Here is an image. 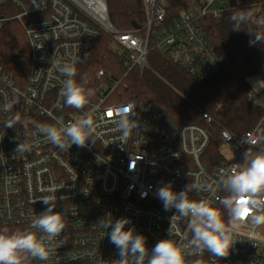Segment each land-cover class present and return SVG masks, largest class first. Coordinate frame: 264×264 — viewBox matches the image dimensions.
Segmentation results:
<instances>
[{"label":"built area","instance_id":"built-area-1","mask_svg":"<svg viewBox=\"0 0 264 264\" xmlns=\"http://www.w3.org/2000/svg\"><path fill=\"white\" fill-rule=\"evenodd\" d=\"M8 1L0 0V5ZM142 1L144 27L122 31L110 20L107 0H13L19 10L13 19L26 34L31 68L22 88L0 70V229H29L32 218L47 207L39 199L51 195L47 189L53 187L58 190L54 211L66 216L65 230L46 241L51 249L49 259H29L30 264H117L118 249L109 240L111 229L104 225L121 217L131 221L126 229L135 227L146 237L149 250L162 239L179 241L187 220L173 218L174 231L169 237L175 209L164 210L157 189L171 182L173 190L179 192L198 183L202 189L189 192V198L215 200L224 195L221 191L213 195L210 188L220 170L237 163L247 148L263 146L264 100L259 103L258 97L251 100L263 108L259 122L242 135L220 131L222 145L232 151L233 158L212 170L202 162L211 141L205 127L165 124L163 115L151 105L115 102L113 92L120 80L111 78L104 69L95 74L99 89L88 106L77 110L64 104L60 92L67 77L52 67V62L60 60L78 70L83 58L86 65L91 41L100 33L122 49L118 54L127 73L149 67L150 41L154 49L199 80H207L218 71L223 58L209 41L201 20L221 19L230 0H194L171 22H167V0ZM5 22L0 18V32ZM8 103L12 108L4 111ZM128 104L135 106L133 119L139 126L123 140L108 112ZM92 107L97 125L94 144L89 141L85 147L72 145L62 150L38 131L42 124L74 121ZM17 114L20 123L5 127ZM202 117L207 124L212 123L208 114L202 113ZM22 142L29 150L16 151ZM259 231L264 233V228ZM253 243L257 242L240 237L226 257L204 260L203 253H197L186 260L264 264V242Z\"/></svg>","mask_w":264,"mask_h":264},{"label":"clouds","instance_id":"clouds-1","mask_svg":"<svg viewBox=\"0 0 264 264\" xmlns=\"http://www.w3.org/2000/svg\"><path fill=\"white\" fill-rule=\"evenodd\" d=\"M228 19L234 31L246 30L242 25L249 24L264 30V17H258L250 8L233 11ZM249 33L252 36L250 43L264 45V31ZM52 67L67 77L60 92L64 104L77 110L88 106L95 92L86 87L88 81L84 77L79 82L75 79V65L55 60ZM253 88H264V80L254 81ZM11 108L12 103L4 105V111ZM95 111V107H92L84 116L67 123L42 124L38 131L62 150H68L72 145L85 147L89 141L94 144L97 127ZM108 115L114 118L113 123L122 133L123 140L138 129L139 121L133 119L136 112L132 104L111 109ZM17 123H20L18 114L9 119L5 127H13ZM260 139L264 140V137ZM29 147L22 142L16 151L24 152ZM213 184L214 187L210 186L213 195L216 191L224 193L223 196H216L215 200L190 199L189 192L202 189L203 186L198 183L188 184L179 192L173 190L171 182L157 189L164 210L175 209L170 217L169 237L174 231L173 218L187 220L186 232L179 241L162 239L149 250L143 234L137 233L135 227L126 229V225L131 223L130 219L121 217L104 225L111 229L108 232L109 240L118 249L120 258L116 260L117 264H201L199 259L187 261L186 257L205 251L217 258L226 257L240 237H246L251 242H264V233L259 231L264 228V195H260L264 193V146L255 151L249 148L244 153L242 163L222 168ZM47 191L52 194L39 199L47 207L32 218L29 229L0 230V264H27L29 259H49L51 249L46 241L53 240L65 230L66 216L54 211L57 206L55 193L58 190L53 187Z\"/></svg>","mask_w":264,"mask_h":264},{"label":"trees","instance_id":"trees-1","mask_svg":"<svg viewBox=\"0 0 264 264\" xmlns=\"http://www.w3.org/2000/svg\"><path fill=\"white\" fill-rule=\"evenodd\" d=\"M193 1L167 0V22L188 9ZM107 3L110 20L117 29L130 31L134 25L144 27L142 0H107ZM246 8H259L256 15L264 17V0H230L221 19L204 17L201 20L209 41L223 58L218 71L207 80L189 75L175 61L154 49L151 41L149 67L143 72L133 68L127 73L128 68L122 57L112 49L111 40L104 33L91 41L87 63L78 68L75 79L79 82L84 77L88 81L86 87L95 92L90 98L93 99L99 89L95 74L104 69L111 78L120 80L113 92L115 102L136 101L151 105L163 115L165 124L205 127L211 141L202 162L208 170H212L226 161L221 153L220 131L228 130L234 135H242L255 128L263 113L262 106L251 100L249 78H264V45L250 43L252 36L249 32L255 34L264 30L249 24L242 25L246 30L234 31L228 19L231 12ZM18 13L13 0L0 5V18L6 19L0 32V70L16 87L22 88L30 73L31 59L24 29L13 19ZM202 113L208 114L212 123L207 124ZM203 258L209 260L217 257L205 251Z\"/></svg>","mask_w":264,"mask_h":264},{"label":"rangeland","instance_id":"rangeland-1","mask_svg":"<svg viewBox=\"0 0 264 264\" xmlns=\"http://www.w3.org/2000/svg\"><path fill=\"white\" fill-rule=\"evenodd\" d=\"M252 11H254L256 14L259 12V8H255V9H251ZM112 49L114 51H116L117 53H122V49L119 48L116 44H113L111 45ZM256 80H264L263 77L261 76H254V77H251L249 78V83L251 85V88H252V95L251 97H258V100H259V103H262V101L264 100V88H253V82L256 81ZM249 148H247L246 150H244L238 160H237V163H242L243 162V158H244V153L248 150ZM253 151L256 150V148H252ZM221 153L222 155L224 156V158L226 160H231L233 158V153L232 151L226 147L225 145H222L221 146ZM28 264V262H27Z\"/></svg>","mask_w":264,"mask_h":264},{"label":"water","instance_id":"water-1","mask_svg":"<svg viewBox=\"0 0 264 264\" xmlns=\"http://www.w3.org/2000/svg\"><path fill=\"white\" fill-rule=\"evenodd\" d=\"M134 29L139 30V29H141V26L134 25ZM80 65L81 66L85 65V59L84 58L80 61ZM162 119L164 120V117Z\"/></svg>","mask_w":264,"mask_h":264},{"label":"crops","instance_id":"crops-1","mask_svg":"<svg viewBox=\"0 0 264 264\" xmlns=\"http://www.w3.org/2000/svg\"><path fill=\"white\" fill-rule=\"evenodd\" d=\"M28 264H30V263L28 262Z\"/></svg>","mask_w":264,"mask_h":264}]
</instances>
